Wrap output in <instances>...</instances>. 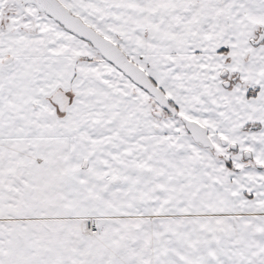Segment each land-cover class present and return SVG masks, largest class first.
Returning <instances> with one entry per match:
<instances>
[{
	"label": "snow or ice",
	"instance_id": "obj_1",
	"mask_svg": "<svg viewBox=\"0 0 264 264\" xmlns=\"http://www.w3.org/2000/svg\"><path fill=\"white\" fill-rule=\"evenodd\" d=\"M0 264H264V0H0Z\"/></svg>",
	"mask_w": 264,
	"mask_h": 264
}]
</instances>
